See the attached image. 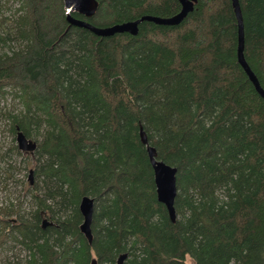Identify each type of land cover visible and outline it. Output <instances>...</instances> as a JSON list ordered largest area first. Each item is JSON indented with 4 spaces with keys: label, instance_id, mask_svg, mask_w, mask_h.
Masks as SVG:
<instances>
[{
    "label": "trees",
    "instance_id": "trees-1",
    "mask_svg": "<svg viewBox=\"0 0 264 264\" xmlns=\"http://www.w3.org/2000/svg\"><path fill=\"white\" fill-rule=\"evenodd\" d=\"M15 1L0 19L11 48L0 52V97L22 105L4 115L14 139L18 127L37 141L44 191L34 186L30 217L2 208L0 246L21 241L27 264H118L121 253L122 264H264V98L237 58L232 0H197L178 24L144 20L136 34L107 36L71 25L65 0ZM97 1L93 15H73L108 26L181 8ZM240 5L244 54L264 88V0ZM140 124L177 167L174 222ZM84 195L95 201L91 243L79 229ZM47 211L55 223L43 226Z\"/></svg>",
    "mask_w": 264,
    "mask_h": 264
},
{
    "label": "water",
    "instance_id": "water-1",
    "mask_svg": "<svg viewBox=\"0 0 264 264\" xmlns=\"http://www.w3.org/2000/svg\"><path fill=\"white\" fill-rule=\"evenodd\" d=\"M181 4L180 10L171 16H159L152 14H144L135 20L115 23L108 26H97L92 22L79 18L73 15V12H79L85 16H91L98 8L97 0H65V9L67 12V20L71 25L84 27L94 32L97 35L107 36L117 32H129L136 34L139 30V23L144 20L153 21L158 24L173 25L180 23L187 14L194 9V4L197 0H179ZM233 9L237 18L238 25V44H237V58L249 79L253 83L256 90L264 98V88L261 85L257 75L249 65L244 54L245 46V31L244 20L240 0H232ZM139 136L141 142L146 145L147 153L150 163L153 168L154 182L156 186L157 198L160 202L165 204L170 219L174 222L177 218L175 209V197L177 194V167L167 163L165 160L158 157L157 149L150 144L148 135L142 124L139 126ZM16 140L18 148L25 151L34 150L38 143L35 139L28 137L22 130L17 127ZM32 170L30 171V178ZM95 201L89 195H84L79 202V210L83 216V220L79 225L81 233L85 236L89 243L93 240L92 220L94 213ZM48 223L44 219L43 226ZM127 253H121L118 257V264H122ZM90 264H98L96 258H92Z\"/></svg>",
    "mask_w": 264,
    "mask_h": 264
},
{
    "label": "rangeland",
    "instance_id": "rangeland-1",
    "mask_svg": "<svg viewBox=\"0 0 264 264\" xmlns=\"http://www.w3.org/2000/svg\"><path fill=\"white\" fill-rule=\"evenodd\" d=\"M2 17H11L15 8L19 5L15 0H0ZM2 33L4 31L1 30ZM11 44L16 47L18 40H10ZM11 49L8 45L0 42V52ZM22 109L21 103L14 99L9 93L5 97H0V217H2V208L10 207L11 209L20 208V212L26 217L31 216V212L36 208L32 192L37 183L40 185L39 192L44 191L42 181L35 175L34 169L38 162L36 148L25 151L18 148L20 152L9 151L13 144H17L16 138L8 127V119L4 112L13 110L17 112ZM16 136V135H15ZM40 138V137H39ZM34 139V138H33ZM32 175L30 178V171ZM49 212H44L42 220L53 225L55 222L49 216ZM9 221L16 223L18 215L12 212L4 216ZM29 257V249L19 240L10 238L0 246V264H27L26 259ZM124 261V260H123ZM188 264H192L190 258Z\"/></svg>",
    "mask_w": 264,
    "mask_h": 264
}]
</instances>
